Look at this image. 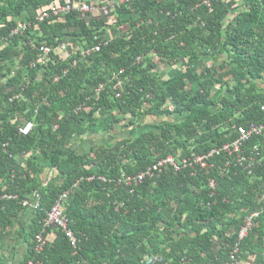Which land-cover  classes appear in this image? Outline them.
<instances>
[{
	"label": "trees",
	"instance_id": "trees-1",
	"mask_svg": "<svg viewBox=\"0 0 264 264\" xmlns=\"http://www.w3.org/2000/svg\"><path fill=\"white\" fill-rule=\"evenodd\" d=\"M67 1L81 0H0V35ZM208 1L135 0L105 17L71 14L8 37L0 49V264L4 238L33 193L41 208L18 231L28 251L17 264L230 262L239 213L264 205V167L253 175L222 169L221 154L195 176L166 170L132 188L117 185L122 174L136 175L169 154H205L233 140L237 129L264 123V0ZM104 37L107 45L86 59L56 56L46 67H30L42 44L71 38L93 46ZM91 135L100 141L74 149ZM255 143L264 155V138L248 145ZM45 170L55 171L48 182ZM66 192L75 247L42 223ZM257 221L239 264L248 249L257 250L264 209ZM39 235L45 243L37 251Z\"/></svg>",
	"mask_w": 264,
	"mask_h": 264
},
{
	"label": "built area",
	"instance_id": "built-area-1",
	"mask_svg": "<svg viewBox=\"0 0 264 264\" xmlns=\"http://www.w3.org/2000/svg\"><path fill=\"white\" fill-rule=\"evenodd\" d=\"M135 0H95L85 1L81 0L77 3L67 1L65 4L60 5L56 3L50 8L38 9L34 16L33 21H27L26 19H19L16 21L15 27L9 32L8 36L0 35V49L4 44H8L9 38L21 37L25 32L34 24H41L50 19H56L63 21L67 16L76 14L79 17H105L110 13L116 11V9L122 5L130 4ZM203 3L210 5L208 0H203ZM111 21V19H110ZM99 37H95V40ZM110 41L109 37H104L98 44L88 46L86 43H76L71 38H64L58 41L56 44L47 45L42 44L38 47V58L30 63L31 68L38 66L46 67L49 62L54 60V57L61 56L63 59H68L72 55L80 56L81 58H88L94 52L100 50L101 44L107 45ZM141 61V58L137 59ZM77 64L74 59L71 61V65ZM67 69L62 71V75H65ZM59 75H54V82H58ZM100 90V88H99ZM98 90V91H99ZM18 93H14L9 101L12 102L18 98ZM81 107H78L80 109ZM264 138V123L263 124H251L246 128L237 129V135L233 140L224 143L222 145H216L205 154L190 153L186 157H177L174 154H169L165 157L157 160L153 165L148 166L144 171L136 175L122 174L117 181L118 186H125L132 188L143 183L146 179H156L160 177L166 170H171L174 173L180 171H189L192 176L196 175L197 170L206 168H213V164H208V161L212 157L224 154L226 155L225 162L222 169L239 168L248 175H253L256 169L264 167V155L257 143L248 145L253 139L260 140ZM105 180V179H103ZM208 188L211 190V194H214L216 188V182L214 178L209 179ZM69 197V192L61 194L49 211H47L42 223L44 228L55 226L60 229L68 237L72 247H75L78 238L75 233L70 229L69 220L64 213V202ZM264 198V196H262ZM2 198H16V196L5 194ZM22 206L26 211L34 212L41 208V202L39 195L33 193L28 199L22 200ZM263 212V208L252 209L245 214L242 221V226L239 229L235 244L230 253L231 260L228 264H239L241 260L237 257L240 253L241 244L249 237L254 227L256 226L257 219ZM45 241L42 236L37 237L36 250L40 251L44 246ZM184 262V261H183ZM31 264V263H29ZM107 264V263H105Z\"/></svg>",
	"mask_w": 264,
	"mask_h": 264
},
{
	"label": "crops",
	"instance_id": "crops-1",
	"mask_svg": "<svg viewBox=\"0 0 264 264\" xmlns=\"http://www.w3.org/2000/svg\"><path fill=\"white\" fill-rule=\"evenodd\" d=\"M101 136L91 135L89 138L87 137V141L83 143L79 141L73 142L74 149L78 151H87L90 146L100 141ZM55 171L52 172L50 170H45L43 174H41V179L43 182H48L54 178ZM263 199V198H262ZM259 208L264 209V205L260 204ZM244 216V215H243ZM242 213H239V217L243 218ZM33 219V213L29 211H25L24 214L20 217V220L16 224V226L12 227L7 235L4 238L3 243V258L5 259V264H17L28 251V245L24 242L18 234V231L22 228H28L31 224V220ZM243 221V219H242ZM258 222V221H257ZM256 228H258V223H256ZM256 244L257 250L253 252L248 249L246 252L244 259H242V264H258L261 259L264 258V234L256 235ZM258 238L260 240L258 241Z\"/></svg>",
	"mask_w": 264,
	"mask_h": 264
},
{
	"label": "rangeland",
	"instance_id": "rangeland-1",
	"mask_svg": "<svg viewBox=\"0 0 264 264\" xmlns=\"http://www.w3.org/2000/svg\"><path fill=\"white\" fill-rule=\"evenodd\" d=\"M226 23H227V20H226ZM120 137H123L122 135H119Z\"/></svg>",
	"mask_w": 264,
	"mask_h": 264
}]
</instances>
